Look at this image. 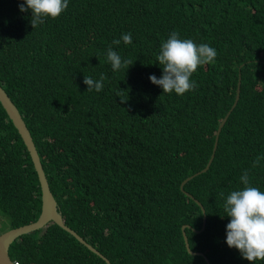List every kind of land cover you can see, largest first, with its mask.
Returning <instances> with one entry per match:
<instances>
[{
  "label": "trees",
  "instance_id": "obj_1",
  "mask_svg": "<svg viewBox=\"0 0 264 264\" xmlns=\"http://www.w3.org/2000/svg\"><path fill=\"white\" fill-rule=\"evenodd\" d=\"M21 3L0 0V85L31 135L61 220L99 253L48 219L15 236L9 256L251 264L225 243L223 204L243 189L245 170L264 192V0H68L35 28ZM173 31L217 52L183 95L148 79L161 77L156 56ZM126 33L131 44H112ZM109 46L133 64L113 71ZM101 74L103 89L87 91L84 76ZM39 205L28 151L0 105V230L34 219Z\"/></svg>",
  "mask_w": 264,
  "mask_h": 264
},
{
  "label": "clouds",
  "instance_id": "obj_2",
  "mask_svg": "<svg viewBox=\"0 0 264 264\" xmlns=\"http://www.w3.org/2000/svg\"><path fill=\"white\" fill-rule=\"evenodd\" d=\"M67 7L68 0H23V3L19 4L21 12H31L32 28L42 24L46 18H57ZM121 41L125 45L131 44V33L122 34L120 39H114L112 44L119 45ZM216 56V50L208 44H196L191 39H181L179 32L173 31L167 40L161 43L159 54L156 56V61L162 68L161 77L150 75L148 79L152 84L161 87L163 93L175 92L177 95H183L196 87L195 81L190 77L198 66L214 62ZM107 60L113 71L122 67L127 69L134 62L122 60L111 46L107 50ZM103 80V74L99 80L84 76L83 83L87 85V91L94 89L99 92L103 89ZM259 161L260 157H257L253 166L258 165ZM240 180L244 185L243 189L232 191L223 204L224 213L230 218L225 229V243L253 264L255 261H264V192L250 186L247 170ZM220 195L224 194L221 192ZM13 259L16 258H11Z\"/></svg>",
  "mask_w": 264,
  "mask_h": 264
},
{
  "label": "water",
  "instance_id": "obj_3",
  "mask_svg": "<svg viewBox=\"0 0 264 264\" xmlns=\"http://www.w3.org/2000/svg\"><path fill=\"white\" fill-rule=\"evenodd\" d=\"M238 81H239V73L236 74V82H235V90H234V96L232 103L234 102L237 91H238ZM231 103V104H232ZM0 105L2 106L4 112L6 113L7 117L10 119L12 125L16 129L17 133L19 134L25 148L28 151L30 160L32 162V166L36 172V177L39 184L40 189V205H39V211L36 215V217L32 220L22 222L19 224H16L14 226L6 227L3 230H0V264H14L11 258L9 257L7 248L10 243V241L17 236L18 234L22 232H26L28 230H31L33 228H36L43 224L48 219H51L52 221L56 222L59 226L67 230L70 234H72L76 239H78L80 242H82L86 247L89 249L99 253L97 249L92 246L90 243H88L86 240H84L78 233L75 232L74 229L66 225L60 217V213L58 209L56 208V202L55 199L48 187L46 177L44 175L38 154L36 152L34 143L31 139V135L17 109L15 104L12 102V100L9 98L3 87L0 85ZM230 108V106H229ZM228 108V109H229ZM228 109L225 111V113L221 116L219 121L216 124V127L214 129V135L211 145V151L208 155V158L205 162V164L200 168V170L204 169L209 162L210 157L212 156V149L215 146L216 143V137L217 132L219 130V127L221 123L223 122ZM194 171L193 173H195ZM192 174V173H191ZM191 174L186 175L184 178H182L179 182V185L183 182V180L187 177H189ZM181 227V225H180ZM184 238V244H185V237ZM190 250V249H189ZM191 252H194L193 250H190Z\"/></svg>",
  "mask_w": 264,
  "mask_h": 264
},
{
  "label": "built area",
  "instance_id": "obj_4",
  "mask_svg": "<svg viewBox=\"0 0 264 264\" xmlns=\"http://www.w3.org/2000/svg\"><path fill=\"white\" fill-rule=\"evenodd\" d=\"M12 261H13L14 264H27V263H22V262L20 263V262L17 261L16 259H13Z\"/></svg>",
  "mask_w": 264,
  "mask_h": 264
},
{
  "label": "rangeland",
  "instance_id": "obj_5",
  "mask_svg": "<svg viewBox=\"0 0 264 264\" xmlns=\"http://www.w3.org/2000/svg\"><path fill=\"white\" fill-rule=\"evenodd\" d=\"M1 226H3V225H1ZM1 226H0V227H1ZM3 228H4V227H3Z\"/></svg>",
  "mask_w": 264,
  "mask_h": 264
}]
</instances>
